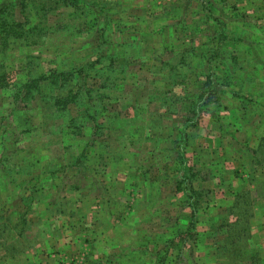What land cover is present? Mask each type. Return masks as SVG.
<instances>
[{"label": "rangeland", "instance_id": "1", "mask_svg": "<svg viewBox=\"0 0 264 264\" xmlns=\"http://www.w3.org/2000/svg\"><path fill=\"white\" fill-rule=\"evenodd\" d=\"M22 1L0 0V10L10 6L15 19L22 21ZM209 1L214 4L213 16L225 23L228 36L241 41L227 42L224 56L238 57L243 79L238 73L232 82L231 76L221 74V82L226 84L222 90L230 93L221 95L220 106H213L214 115L197 116L193 127L186 123L192 113L182 107L185 102L189 106L198 99L204 76L189 77L188 71L183 70L181 77L187 76L181 78L182 84L156 92L160 99L170 91L172 104L178 101L177 107L171 109L148 99L154 88L151 90L149 84L155 79L149 70L153 60L132 62L127 72L135 76L134 86H128L126 93H118L120 102H106L107 107L126 122L137 116L136 109L140 119L157 122L152 123L153 131L146 123L141 124V136L136 137L147 140L131 147L125 135L115 131L113 136L106 131L105 135L113 137L115 150L103 144V148H89L88 136L93 128L89 126L82 137L75 138L76 148L67 149L68 140L60 133L68 127L69 118H53L57 110L52 106L51 89L41 86L40 95H35L29 108L22 100L17 102L13 95L8 96L12 86L18 90L28 82L27 72L31 69L34 76L48 75L53 70L77 67L89 58L94 60L99 38L93 29L92 15L75 14L71 8L52 14L41 44L24 49L17 43L11 46V52L0 54V65L7 71V77L0 81V156L12 157L0 162V262L98 264L102 259L106 264H155L157 254L160 258L166 254L167 264H244L243 260L250 264L251 256L256 258L255 264H264V0ZM201 2L109 0L121 7L110 12L113 20L123 19L133 30L126 35L112 34L108 39L116 45L119 41H140L138 37L151 39L149 46L133 48L134 52L146 53L158 46L160 38L167 37L174 45L186 46L182 51L195 49L193 65L196 67L199 62L201 70L197 58L207 51L201 45L211 23L200 27L204 30L196 25L199 32L195 37L187 27L182 28H191L199 19L212 15ZM232 7H236L234 13ZM170 9L174 11L169 14ZM165 13L169 15L166 17ZM166 23L168 27L181 28L180 32L165 33ZM63 31H68L67 36ZM131 34L134 35L129 38ZM115 51L121 53L122 48ZM248 72L253 83L246 77ZM231 82L234 84L230 86ZM98 83L95 71L84 81L87 89ZM8 85L9 89L2 90ZM158 85H162L161 80ZM73 90L76 87L72 84L70 93ZM235 91L247 99L242 105L236 104L237 111L229 103ZM77 104L71 105V117L80 113ZM53 121L59 127L54 133ZM125 132L128 134V130ZM161 138L168 140L159 142ZM69 139L74 140L71 136ZM124 143L126 151H122ZM83 150L89 158L86 175L80 176L81 170L73 168L62 171L63 166L73 162L72 157L65 159L71 155L75 160ZM100 154L109 158L110 166L113 161L119 166L99 167ZM189 168L201 176L192 185L208 191L201 200L195 223L190 221L191 209L186 206L183 192L177 190L178 186L184 187L179 184L184 182ZM53 171L56 173L51 175ZM142 171L147 172V178ZM81 179L82 190H71ZM235 233L241 238L236 244L237 255L232 254L234 247L226 241ZM38 247L49 248L48 253L32 259L28 252ZM77 254L79 262L74 256Z\"/></svg>", "mask_w": 264, "mask_h": 264}, {"label": "trees", "instance_id": "2", "mask_svg": "<svg viewBox=\"0 0 264 264\" xmlns=\"http://www.w3.org/2000/svg\"><path fill=\"white\" fill-rule=\"evenodd\" d=\"M202 2V7H208L212 15H207L206 18L199 19L200 21L193 23L191 28L188 27L189 25L182 26V24H180L182 28L187 27V31H189V33L191 35H194L195 37L199 32L195 27L196 25H198L200 29V27L202 28L211 23L210 25H208L209 34L206 35V41L201 45V47L207 49V51L206 53H203L202 56L197 58L201 62V70L199 69V62H197L196 67H194L193 65L196 59L194 55L195 49H193V51H182L181 49H184V47L186 46L174 45L176 43H174V41L169 42L167 37L160 38L159 41H157L158 46L146 53H143L142 51L134 52L133 48L139 47L137 49H142V47L144 46H149L151 39L138 37L142 40L139 39L140 41L137 40V42L133 41L135 39L131 41H119L118 45H116L112 41H109L108 38L112 34L120 33L126 35L131 30H133L132 28L127 27L128 22H125L123 19H117L116 21L113 20L114 15H111L110 12L114 9L119 10L121 7H119L117 3H109V0H23L21 5V13L23 16L22 21H18L15 19V13L11 11L10 6L6 7L0 10L1 55L11 52V46L17 43H20V46H22L24 49H33L38 44H41L43 38L46 37L48 33L47 25L50 15H56L64 10L66 11L68 8L74 9L73 12H75V14H77L78 12H82L84 16L92 15L93 29L95 27V33L98 36L97 38H99L97 40L98 42L96 44L94 52V60L89 58L88 60L79 64L77 67H70L68 69L65 68L64 71L53 70L50 71L48 75L37 74L34 76V74L31 73V69L27 72L30 78L28 82L25 85L17 87L18 90H15L16 87L12 86V92L8 93V96L9 98L13 97V99L17 102L22 100L23 104H25L27 108H29L30 105H32V103L35 101V95H40L39 91L41 86H45V88H48V90L51 89L52 96L50 97H52L51 100H53L54 103L52 106L57 110L53 118H69L68 127L65 126V131H62L60 133L66 140H68L65 145V148L67 149L76 148L78 142L75 138L82 137L83 131L88 130L89 126L93 127L88 136L91 144V147L89 148L105 147L114 151L115 149L111 141V138L113 137H108V135H105L106 131L107 133H109V135L113 136H115V131H118V133L123 136L125 135L127 141H129V146L131 147L136 143L140 144L141 142H145L147 140V137L145 138V140L143 139V137H136L141 136L138 132L139 126L146 123L145 126L149 127L150 130L153 131L155 127L153 128L154 125H152V123L157 122V120L154 119L147 121L144 118L140 119V111L137 110L136 107H134V110L136 109V113H138L137 116L132 120H129V122H126V120H123L125 118L121 119L118 117L119 115L117 113H113L107 107V104L109 101L111 104L112 102L113 104L120 102L122 98L118 97V93H126L127 88L134 86L135 80L133 79L135 78V76L132 74H128V66H130L132 62L136 63V61L140 60H142L143 62L146 59H152V68H150L149 70L152 73V77L155 79L153 80L150 78V89L152 90V87L154 88L152 93L148 95V99L153 101L154 103L158 102L159 105L166 106L167 108L171 107V109H173L174 106L177 107L178 101L175 100L176 102H173L172 104L169 99V96H171L170 91L166 94V96H163L160 99L155 96L156 92H162L166 89L171 90L170 88H175L178 87L179 84H182L183 82L181 81V78L187 76L185 75L181 77V73L184 72L183 70H185L186 72L188 71L189 77H193L195 75L204 76V80H202V83L199 87L201 93L196 95L198 99L195 100V102H192L189 106H187L188 104L187 102H185L182 107V109H188V111L192 113V118H187L186 123L195 127L197 124H194L195 121L193 120H196L195 118L197 116H201L203 113L214 115L215 109H213V106H220L222 98L221 95L230 93L222 90V87L226 84L221 82L220 75L223 74L222 76H231V80L232 82H234L235 75L237 76L238 73H242V69L238 67V57L233 56L232 54L224 56L227 50V42L235 43V41H238L236 44H239L241 41L238 40V38L236 40L235 38L228 36L225 30V23L220 19V17L213 16V14H216L213 8L214 4H211L209 0H202ZM27 3H30L31 6L27 5ZM235 10L236 7H232L233 13L235 12ZM173 11L174 9H170L169 14ZM169 14L165 13V16L167 17ZM188 15L186 17L184 16L183 18L186 19ZM163 19L166 20L167 18ZM185 19L183 21L184 23ZM61 27L62 26H60V28ZM93 29L91 31H94ZM180 29L176 27H168L167 23L164 26L165 33L174 35H177L178 32H180ZM63 32L64 35L68 34V31ZM132 35L134 34H131L129 38H132ZM176 42L178 43L179 40L176 39ZM116 48H122V51H120L121 53H116ZM190 56L191 58H188ZM119 59H123L124 61L118 63ZM4 68L5 67L3 65H0V76L2 78L0 79L1 83L4 79L3 77H7V71L5 72ZM92 71H95V75L99 83L97 87H91L87 89L85 88L84 81L91 78ZM240 74L239 76H241V78L243 79L242 74ZM246 77L247 79L249 78V82L251 81L250 83H253L252 75L249 72L247 73ZM160 80L162 85H158ZM243 81L244 80H242V82ZM232 82L230 83V86L234 84ZM72 84L73 87H76V90H73L74 93H70ZM9 88V85L4 86L2 90L5 91ZM11 95L13 96L11 97ZM232 95H234V99L229 103H232V110L237 111L239 110V108L236 107V104L242 105L244 101H247V99H243L245 95L236 91L233 92ZM72 104H77V107L80 110V113L77 114L78 116L76 117H71ZM24 112L25 111H23V113ZM56 123L57 121H53V127L51 129V132L53 130V133L55 129H59V127L56 126ZM126 130H128L129 135L126 134ZM136 132L137 135L135 134ZM149 134V136H153L151 132H149ZM69 136H71L74 140H70ZM189 139L190 138L188 136V140ZM162 140L166 141L168 140V138H161L159 142H161ZM181 140L185 141L186 139L184 138ZM102 144L104 145L103 147ZM186 144H188V142ZM123 145L125 146L123 147L122 151H126V149H128V147H126V143H124ZM84 148L86 149V147ZM89 148L87 147L86 150H88ZM84 150L79 156H77L75 160L73 156L69 155L65 160L68 161L69 158L72 157L71 159L73 160V162L63 166L62 171H67L69 168H73V170H81L80 176H85L86 172L88 171L86 162H88L89 158ZM177 150L179 149L177 148ZM11 158L12 157H9V155H1L0 162L4 163ZM116 158L118 159V155L116 156ZM97 159L99 160V162L101 161L100 165L98 164L99 167L103 166L109 169L112 166H119L118 164H116L117 161H113V165L110 166L109 158L106 155L100 154L97 156ZM55 173L56 172L53 171L51 175ZM142 173L143 176L147 178V172L142 171ZM184 175V182H181V184H179L184 185V187L178 186V188L180 189L177 190L183 192V197L186 199V206L191 209L192 216L190 218V221L195 223L194 220L197 218V214L201 210V200L204 195L207 196L208 191H203L202 189L198 190L192 185L193 181L196 180L197 177H201L199 176L200 172H194L189 168L185 171ZM146 178L145 180H147ZM83 182V179H81V181H78V183L75 182L76 184L71 186V190L76 192L81 191L84 187ZM140 184L141 183L139 182L137 186H139ZM244 204L247 205L249 204V202L246 200ZM240 206L242 205H239V207ZM62 213L64 212L61 211V214ZM112 214L114 215V213ZM248 219L246 218V220ZM244 223V230H246L248 221ZM226 241H228L231 246L233 245L234 247V251H232V254L235 252V255H237L239 253V250L236 247V244L241 241L239 235L235 233L232 236L227 237ZM226 241L225 246L229 247ZM250 258L248 257V260H250L251 262L250 264H255V262L257 263L256 258L252 256ZM243 263L245 264L244 260ZM155 264H167V255L165 254L160 258L159 254H157Z\"/></svg>", "mask_w": 264, "mask_h": 264}, {"label": "crops", "instance_id": "3", "mask_svg": "<svg viewBox=\"0 0 264 264\" xmlns=\"http://www.w3.org/2000/svg\"><path fill=\"white\" fill-rule=\"evenodd\" d=\"M76 192V191H75ZM78 193V192H77ZM49 250V248H45V249H43V248H41V247H38L37 249H34V250H30L28 253H29V256H31L32 257V259L33 258H35V256H39V255H41V254H46V253H48V250ZM75 256V259H77L78 260V262H79V259H80V257H79V254H77V255H74ZM102 258V257H101ZM4 259H6L5 257H4ZM0 264H13V263H11V262H0ZM15 264H22V263H20V262H17V263H15ZM98 264H106L105 263V261L103 260L102 261V259H100V260H98ZM107 264H114V263H111V262H107Z\"/></svg>", "mask_w": 264, "mask_h": 264}, {"label": "built area", "instance_id": "4", "mask_svg": "<svg viewBox=\"0 0 264 264\" xmlns=\"http://www.w3.org/2000/svg\"><path fill=\"white\" fill-rule=\"evenodd\" d=\"M44 264H47L46 262ZM62 264H65V263H62Z\"/></svg>", "mask_w": 264, "mask_h": 264}]
</instances>
